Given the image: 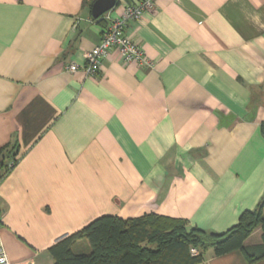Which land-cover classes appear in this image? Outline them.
<instances>
[{
    "label": "crops",
    "instance_id": "crops-1",
    "mask_svg": "<svg viewBox=\"0 0 264 264\" xmlns=\"http://www.w3.org/2000/svg\"><path fill=\"white\" fill-rule=\"evenodd\" d=\"M95 1L0 0V148L19 143L0 246L15 264H53L49 248L102 215L223 232L264 195V0H155L126 28L153 65L113 48L87 75L107 26ZM197 264L250 263L209 249Z\"/></svg>",
    "mask_w": 264,
    "mask_h": 264
},
{
    "label": "trees",
    "instance_id": "trees-1",
    "mask_svg": "<svg viewBox=\"0 0 264 264\" xmlns=\"http://www.w3.org/2000/svg\"><path fill=\"white\" fill-rule=\"evenodd\" d=\"M261 129L264 134V122ZM18 155L17 141L0 148V182L17 164ZM258 227L261 242L246 244ZM80 239L88 241L89 252L74 251ZM209 249L216 256L240 250L250 264L264 259V195L256 209L245 211L237 224L223 232L155 213L131 218L102 215L52 245L49 252L53 264H197Z\"/></svg>",
    "mask_w": 264,
    "mask_h": 264
},
{
    "label": "built area",
    "instance_id": "built-area-1",
    "mask_svg": "<svg viewBox=\"0 0 264 264\" xmlns=\"http://www.w3.org/2000/svg\"><path fill=\"white\" fill-rule=\"evenodd\" d=\"M121 2L122 0H116L115 6ZM115 6L102 15V18L107 21V26L103 30L100 42L94 48L85 52V65L83 69L87 75H95L99 72L103 59L110 54L113 48H116L127 62L137 61L139 64L147 67L153 65L152 60L145 55L143 49L126 33V28L130 21L141 20L145 13L154 10L155 0L126 2L123 4L122 12L118 15L112 14ZM78 67V64L71 63L68 69L75 71ZM191 251L192 253H198L196 248H192ZM0 264H15L10 260L6 250L1 246Z\"/></svg>",
    "mask_w": 264,
    "mask_h": 264
},
{
    "label": "water",
    "instance_id": "water-1",
    "mask_svg": "<svg viewBox=\"0 0 264 264\" xmlns=\"http://www.w3.org/2000/svg\"><path fill=\"white\" fill-rule=\"evenodd\" d=\"M116 5V0H96L92 6V15L95 18L101 17Z\"/></svg>",
    "mask_w": 264,
    "mask_h": 264
},
{
    "label": "rangeland",
    "instance_id": "rangeland-1",
    "mask_svg": "<svg viewBox=\"0 0 264 264\" xmlns=\"http://www.w3.org/2000/svg\"><path fill=\"white\" fill-rule=\"evenodd\" d=\"M256 241L257 242L261 241V231L260 230L256 231V233L252 234V236L250 237L249 243L251 244V243H254ZM74 250L78 251V247H75Z\"/></svg>",
    "mask_w": 264,
    "mask_h": 264
}]
</instances>
